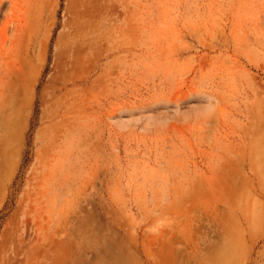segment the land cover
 <instances>
[{"label":"rangeland","instance_id":"obj_1","mask_svg":"<svg viewBox=\"0 0 264 264\" xmlns=\"http://www.w3.org/2000/svg\"><path fill=\"white\" fill-rule=\"evenodd\" d=\"M21 74L0 264H264V0H0Z\"/></svg>","mask_w":264,"mask_h":264},{"label":"bare ground","instance_id":"obj_2","mask_svg":"<svg viewBox=\"0 0 264 264\" xmlns=\"http://www.w3.org/2000/svg\"><path fill=\"white\" fill-rule=\"evenodd\" d=\"M25 83L26 80L22 74L16 77L14 83L9 86L8 95L0 103V131L2 132L0 158L9 156L14 152L15 141L18 140L21 128H23L24 104L26 103L25 98L23 102V97L27 93L24 89ZM21 91H23V95ZM27 94L25 95L27 96Z\"/></svg>","mask_w":264,"mask_h":264}]
</instances>
